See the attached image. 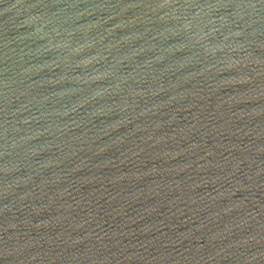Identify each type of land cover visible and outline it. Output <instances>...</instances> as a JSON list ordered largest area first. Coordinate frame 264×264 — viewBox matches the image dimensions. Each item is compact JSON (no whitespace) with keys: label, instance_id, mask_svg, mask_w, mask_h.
<instances>
[{"label":"water","instance_id":"1","mask_svg":"<svg viewBox=\"0 0 264 264\" xmlns=\"http://www.w3.org/2000/svg\"><path fill=\"white\" fill-rule=\"evenodd\" d=\"M0 264H264V0H0Z\"/></svg>","mask_w":264,"mask_h":264}]
</instances>
